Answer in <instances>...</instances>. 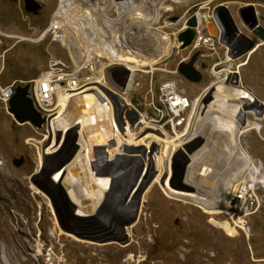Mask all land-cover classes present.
<instances>
[{"label":"rangeland","instance_id":"1","mask_svg":"<svg viewBox=\"0 0 264 264\" xmlns=\"http://www.w3.org/2000/svg\"><path fill=\"white\" fill-rule=\"evenodd\" d=\"M206 1L191 0L184 7H177L172 2L168 3L158 24L151 22L155 30H145L148 31L145 33L146 36L142 35V47H149V42L155 41L158 35L178 37L188 29L186 28L188 20L197 17L199 13L208 17L207 20L202 21L200 32L204 30L207 35L217 36L215 10L218 6L225 5L240 32L254 40L257 48L251 54L235 60L229 48L221 41L216 42L214 48L206 47L199 50L194 49L193 45L183 49L180 44L173 49L171 56L164 58L155 68L147 67L151 63L148 62L149 60L140 63L139 68L145 69L134 74L137 93L131 94L129 100L137 104L142 113H146L140 95L149 91L156 97L162 96L163 89H166L165 85L174 81L179 85L178 94H188L194 103L201 99L197 109L204 102L205 114L219 97L225 100L226 106L236 109L234 104L242 103L243 96L233 94L230 89L225 91L218 87L229 76L233 77L230 85L237 86L234 75L239 73L238 88L254 92L259 100L260 107H255L251 111L263 113L258 117L254 114L247 115L251 124L259 126L260 131L252 130L244 134L242 145L259 168L255 167L257 171L254 169L248 180H258V192L264 200V107H262L264 106V42L253 35L239 15L241 8L252 5L260 25L264 27V0H214L205 7L206 9H202ZM60 2L61 0H0V84L2 86L15 82L17 87L31 86L32 82L43 74L51 73L53 60L64 65L69 73L78 70L73 51L69 47L66 48L62 41L53 40L52 34L55 31L52 29L56 27L53 23ZM107 5H113V0H109ZM95 6L96 9H92L93 17L104 13V20L108 17V21L111 19V15L107 13L108 9L105 8L103 11L105 7L103 0H97ZM114 12L117 10L114 9L111 13ZM130 20L132 21L133 18ZM210 24L212 27H209ZM62 35L63 33H60L58 36ZM138 38L140 32L134 37V39ZM128 40L129 45H132L133 41L130 38ZM158 42L157 46H150L155 53H157L156 47L160 45ZM132 51L137 52L134 49ZM197 53L199 57L195 67L203 74V80L193 84L179 73V69L183 62H189ZM150 55L152 51L144 54L143 58L149 59ZM101 66L98 60L95 64L96 69L101 70ZM215 66L217 67L214 68ZM112 70L116 77L121 76L123 79L129 72L126 65ZM227 72L233 74L228 76ZM88 74L89 71L84 70L81 77L86 78L90 75ZM109 74L106 70L107 82L110 80ZM131 75L133 76L129 72L128 79ZM213 84L216 87L212 86ZM226 85L229 86V83ZM149 87L151 89H148ZM241 89L237 91L243 92ZM58 102L57 97L54 107L50 108L54 109L53 113L42 112V115L47 117L48 123L49 120L53 121L57 117L56 113L60 109ZM76 102L71 103L67 108L74 119ZM196 112L192 108H185L186 124L195 119ZM146 115L147 118L151 116L149 112ZM152 116L155 117V114ZM69 119L60 121L61 125L66 124ZM158 121L159 125H169V110L166 111L164 118L158 117ZM207 125L205 126L209 128L210 124ZM187 127L185 126V131ZM143 130L154 133L152 127ZM72 131L70 129L62 134L61 152H58L60 156L46 161L43 159L44 155L59 150L51 152H48V148L44 150L49 136L48 124L41 128H36L30 123L20 124L9 112L0 110V264H110V261L113 262L111 264H264V205L252 217L251 232L245 235L242 232L237 233L233 228L228 229L225 225L229 224L228 218L224 213L211 214L198 205L171 198L159 185L144 199L149 186L146 187L147 184L143 186V181H140L131 187L132 194L140 189L143 193L140 199L142 210L139 211V217H134L136 219L132 222L139 226L134 227L133 234L129 238L118 237L121 232L119 227L132 226V220L124 221L116 213L117 211L114 213L111 211L113 210L111 205L103 208L102 203L99 206V210L103 212L101 220L94 216L78 215L74 203L68 198L66 188L55 180L57 172L68 164L65 161L71 154L74 141L76 140V145L78 144L80 130L77 131V135L72 134ZM207 131L208 129H205L203 136ZM143 148H134L136 152H132L134 158L130 160L135 161L136 155L141 158L142 155L154 156L153 152L149 154L145 150L146 147ZM141 149L147 153L143 154ZM190 151L191 148L184 149V152L179 151L177 155L181 153L178 156L180 166L184 164L182 163L184 153L191 161L190 156L194 153ZM20 159H24L25 163L18 168L14 165V161ZM120 161L122 164L120 163L119 167L123 171L128 170L127 166L135 165L123 158ZM63 162L66 163L64 166H62ZM146 162L149 163V159L141 161V164ZM249 162L251 167L253 162L250 159ZM157 168L156 163L155 169ZM153 169L148 168V171ZM3 177L8 179L7 182H3ZM186 177L187 174H184L182 183L189 189L182 190L178 187L180 176L172 179L175 189L196 192L193 184H187ZM152 178L147 183L151 181L149 184H153L156 177ZM52 197L56 198V205ZM226 201L227 199L225 203ZM124 202L128 203L126 197Z\"/></svg>","mask_w":264,"mask_h":264},{"label":"bare ground","instance_id":"2","mask_svg":"<svg viewBox=\"0 0 264 264\" xmlns=\"http://www.w3.org/2000/svg\"><path fill=\"white\" fill-rule=\"evenodd\" d=\"M96 1L61 0L60 7L55 15V23H53L54 26L58 25L61 28L63 33L61 41L66 48L69 47L73 51L78 69L77 71L74 69L75 72L72 71L71 73L66 71V75L60 77L61 79L66 77V80H74L75 88L92 85L94 80H98L101 83L103 79H106L104 68L108 65H126L130 73L134 72L132 76L134 78L135 73L145 69L143 67L139 68L143 60L151 62L147 67L155 68L164 58L171 56L174 48L180 46L181 43L178 40L174 41L178 39L177 36L170 38L165 34L160 36L157 34L156 42H149L150 46L155 47L159 39L158 43L160 45L156 47L157 53H155L150 46L142 47V39L146 36L145 33L148 32H145V30H155L153 26L158 24L159 18L164 15L165 6H168V3L172 2L177 7H184L191 0H113V5H107L109 0H103V5L105 6L103 11L107 8V13L111 15L109 21V17L107 20L103 19L104 13L99 14L98 17L92 16V9H96ZM212 1L214 0H207L203 3L202 9L211 4ZM114 9L117 12L111 13ZM131 18H133L132 21L130 20ZM197 18L200 29L202 21L207 20L208 17L199 13ZM152 21H154V24H151ZM209 27H212L211 24ZM199 29H195L196 33H198ZM139 32L140 38L134 39L136 35H139ZM129 38L133 41L132 45L130 44L131 46L129 45ZM133 46L135 47L133 48ZM132 49L137 52L132 51ZM148 51H152L151 58H143V55L147 54ZM96 60L101 62V70L96 69L94 62ZM104 62L106 63L103 64ZM87 66L90 75L88 74V77L85 75L86 78H81L82 72L84 70L87 71ZM230 74L233 73L227 72L228 76ZM47 77L48 74H43L39 79L34 80L31 86L46 80ZM78 77L80 78L75 80ZM232 78V76H229L218 88L225 91L226 89L232 90L233 94L243 96L245 102L243 101L239 105L235 103L234 107L236 109H231L226 106L225 100L218 96L217 101L208 108L205 114L203 110L204 102L197 109L200 99L195 103L194 110L195 112L197 110L195 119L189 122L190 126L187 127L185 134L177 132L176 136H172L164 130H155L154 127H152L154 128V133H147L146 130H143L144 128H149L147 119H157V110H160L161 117H165L166 111L169 109L162 108L163 95L156 97L154 93L151 94L149 92V105L151 108L146 107V113H142L139 110L142 122L127 126L126 130H124V128L121 129L118 126L111 109L110 114L107 115L105 105L99 107L92 96V90L68 92L60 87L57 94L59 98L58 107L60 109L56 113L57 117L48 123L49 136L44 145V150L48 148V152H51L59 149L55 153L61 152L60 141L62 134L72 129V134L77 135V131L80 130L78 132L80 138L77 144V155L60 169L55 176V180L66 188L68 198L74 203L77 214L82 217L94 216V218L100 219L103 212L99 210V206L103 203V208L111 205L113 213L117 211L116 213L124 221L127 219L128 221L132 220V223L139 217V211L142 210L140 199L143 192L140 189L132 194L131 187L140 181H143V186L146 184V187L149 186L144 199L159 185L164 190V193L171 198L198 205L211 214L221 213V209L226 205L225 200L229 196L235 195L239 186L250 175L252 169L257 171V164H255L254 158L242 145V136L252 130L260 131L259 126L251 124L247 119V115L254 114L257 117L263 115L260 111H251L255 107H260L255 93L247 89L238 88L236 85L231 86ZM123 81L124 79L121 76L112 75L113 88L119 94H129V84L124 89L122 86ZM226 83H229V86ZM212 86L216 87L215 84ZM165 88H171L173 93H178V90H180L179 85L174 81L166 84ZM239 89L243 90V92L237 91ZM75 101L77 102L74 105V119L67 108ZM125 101L126 105L129 106V101ZM240 105L242 106L240 107ZM262 107L264 106L262 105ZM52 112H54V109ZM148 112L151 116L147 118L146 114ZM152 114H155V117ZM204 114L205 117L201 121ZM67 119L69 121L62 126L60 121ZM207 124H210L209 128H207ZM205 129H208V131L203 136ZM123 131H126L125 135H123ZM142 131L146 132L143 133ZM198 135H201V137H198ZM127 138L129 139L127 140ZM198 138H205L206 142L200 150L190 156V167L186 177L187 184H193L196 192L177 190L174 187L172 181L173 173L170 170L172 159L179 151H184L189 143ZM136 144L137 146H135ZM138 147H146L145 150L149 154L153 152L152 155L154 156L142 155L141 158V156L136 155V160L131 161L130 159L134 158L132 152L135 153L136 149L134 148ZM143 149H141L142 153L146 154L147 152ZM160 149L161 153H159ZM122 158L128 163L135 165L127 166L128 170H121L119 165ZM146 159H149V163L141 164V161H146ZM249 159L253 162L251 167L249 166ZM155 162L158 164L157 170L148 171V168L153 169ZM248 170L249 172L247 173ZM152 177H156V180L153 181L154 183L149 184L151 181L147 183ZM7 180L5 178L3 182L5 183ZM125 192L127 194H124ZM125 197L128 203L124 202ZM134 223H132V226H120L119 230L121 232L118 237L120 239L129 238L133 234L134 227L138 225ZM225 225L228 229L233 228L230 224ZM111 263L113 262L110 261Z\"/></svg>","mask_w":264,"mask_h":264},{"label":"built area","instance_id":"3","mask_svg":"<svg viewBox=\"0 0 264 264\" xmlns=\"http://www.w3.org/2000/svg\"><path fill=\"white\" fill-rule=\"evenodd\" d=\"M216 29L217 36L207 35L204 30L203 32H200V30H198L197 36L193 42L194 49L199 50L206 47L214 48L216 42L220 43L222 28L218 21H216ZM52 31H55V33L52 34L53 40H55L56 42H60L62 36L58 35L62 33L61 28L56 25L55 29H53ZM97 61L98 60L94 61L95 64ZM51 64V73L48 74L46 80L40 83H35V86H31L30 90L34 104L40 112L53 113L52 109L50 108L54 107V104L57 101V94L59 88L62 87L68 92H83L85 90H92V96L97 101L99 107L105 105V107L107 108V110H105L107 115L110 114L111 109L114 115V119L117 120L118 126L121 129L124 128V130H126L127 126L136 125L142 122L139 116L140 107L129 100V96L131 94L137 93V90L135 89L134 78H132V75L131 78H129L127 81V84H129V94H119V92L113 88L112 75H115V72L112 69L119 66L108 65L104 68V72L108 70V73H110L109 82H107V78L103 79L101 83L98 80H94L92 85L83 86L82 88H75L74 80H66V77L61 79L60 77L62 75H66V67L58 63V61L55 62L54 60L51 61ZM61 66H64V68ZM216 67L217 66H215L214 68ZM131 73L133 74L134 72ZM79 78L80 77L76 78L75 80ZM16 88V82L8 86H2L0 84V110L2 109L4 111L9 112V104L14 95L16 94ZM148 89H151V87H149ZM140 96H142L141 102L144 104V106L151 108L149 105V91L145 92L144 95ZM125 100L129 101V106L126 105ZM130 108H132V111H130ZM162 108L169 109V125L158 124L160 110H157V119H147V126H149L150 128L154 127L155 129L164 130L172 136H176L177 132L185 134V126H190V124H186L185 121V108H192L193 110L195 109V103L191 99V97H189L188 94L173 93L171 88L163 89ZM122 133L123 135H125L126 131H123ZM154 159H156V157H154ZM156 162L153 165V170H157L155 169ZM180 163H178L177 165L176 175L172 168V159V162L170 164V170L173 173V179L174 177L178 178L180 176V173L183 168V164L182 166H180ZM189 167L190 163L186 166L185 174L188 173ZM252 171H254V169L250 171V174ZM258 188V180L255 179L253 181H249L247 177V180L239 186V189L237 190L235 195L229 196L227 198L226 205L223 207L221 213H224L226 215V217L228 218L227 223H229L230 226H232L237 233L242 232L245 235L250 234L251 219L262 209L264 205V200L260 196Z\"/></svg>","mask_w":264,"mask_h":264},{"label":"water","instance_id":"4","mask_svg":"<svg viewBox=\"0 0 264 264\" xmlns=\"http://www.w3.org/2000/svg\"><path fill=\"white\" fill-rule=\"evenodd\" d=\"M239 15L242 18L244 25L256 36L261 42H264V27L260 25L257 13L254 6H246L240 9ZM215 16L218 23L222 28L221 41L224 45L229 48L231 56L233 59L237 60L241 57L251 54L255 50L256 43L254 40L241 33L239 28L236 25V22L229 11L228 7L225 5H220L215 10ZM199 27V22L197 17H192L188 20L187 30L181 33L178 36L179 43L182 44V48H187L193 45V42L197 36L195 31ZM199 53L195 54L189 62H183L180 65L179 73L189 82L193 84H198L203 80V74L195 67ZM239 74V73H238ZM238 74L234 75L235 82L239 86ZM126 78L123 81V88H126L129 72L126 73ZM31 86L27 85L25 87H17L16 94L10 102L9 114L15 119L16 122L20 124L30 123L33 124L36 128H41L43 125L47 124V117L43 116L42 113L36 108L34 101L31 97ZM132 111V108H130ZM205 144L203 138H198L195 141L191 142L187 146V150L191 148V153H195L200 150ZM78 146L76 145V140L74 141V147L71 150L69 158L65 161L69 163L77 155ZM184 152V151H182ZM181 154V153H180ZM179 154V155H180ZM173 158V171L177 175V165H178V156ZM60 156V153H53L49 155H44L43 159L49 161L51 159H56ZM183 168L180 173L181 181L178 183V187L182 190H188L189 187L182 183L186 166L189 164V159L185 153L183 154ZM63 162L64 166L66 163ZM24 159L15 160L14 165L20 168L24 164ZM45 163V162H44ZM48 163V162H47ZM177 179V178H176ZM174 184V182H173ZM65 194V193H64ZM55 205L57 200L55 197H52Z\"/></svg>","mask_w":264,"mask_h":264},{"label":"flooded vegetation","instance_id":"5","mask_svg":"<svg viewBox=\"0 0 264 264\" xmlns=\"http://www.w3.org/2000/svg\"><path fill=\"white\" fill-rule=\"evenodd\" d=\"M205 66V65H204ZM205 68H206V66H205Z\"/></svg>","mask_w":264,"mask_h":264},{"label":"clouds","instance_id":"6","mask_svg":"<svg viewBox=\"0 0 264 264\" xmlns=\"http://www.w3.org/2000/svg\"><path fill=\"white\" fill-rule=\"evenodd\" d=\"M42 113V112H41Z\"/></svg>","mask_w":264,"mask_h":264}]
</instances>
